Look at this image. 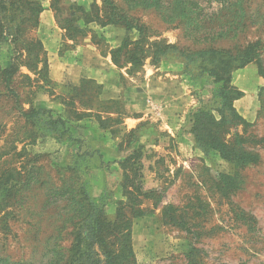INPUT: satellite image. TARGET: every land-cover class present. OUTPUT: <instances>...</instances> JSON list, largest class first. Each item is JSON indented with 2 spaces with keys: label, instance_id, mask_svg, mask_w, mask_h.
<instances>
[{
  "label": "rangeland",
  "instance_id": "rangeland-1",
  "mask_svg": "<svg viewBox=\"0 0 264 264\" xmlns=\"http://www.w3.org/2000/svg\"><path fill=\"white\" fill-rule=\"evenodd\" d=\"M44 1L55 27L57 20L68 27L59 54L74 45L67 39H88L112 62L111 50L123 42L132 49L139 39L137 22L145 27L138 45L145 58L132 66L126 49L115 54L121 93L114 101L95 81H53L48 64L37 74L21 65L5 75L11 60L27 58L28 38L39 39L30 4L39 0H0V264H69L91 213L117 219L113 231L102 221L103 249L114 264H264V0ZM110 6L131 27L107 21ZM77 18L89 22L83 33L72 29ZM243 60L259 76L256 114L211 130L226 144L237 136L254 162L210 151L183 168L174 142L153 145L147 136L156 132L157 108L150 96L161 95L166 79L188 83L189 121L199 108L219 119L221 78ZM149 74L159 80L141 95ZM30 106L48 112L26 117ZM141 106L150 108L147 115ZM119 120L126 122L122 152L105 163L91 135ZM129 223L133 255L124 261L117 237Z\"/></svg>",
  "mask_w": 264,
  "mask_h": 264
},
{
  "label": "crops",
  "instance_id": "crops-1",
  "mask_svg": "<svg viewBox=\"0 0 264 264\" xmlns=\"http://www.w3.org/2000/svg\"><path fill=\"white\" fill-rule=\"evenodd\" d=\"M39 3L42 10L38 15L37 34L48 57L50 78L53 81L64 80L72 84L79 83L83 79L95 81L102 85L101 95L103 98L117 99L121 93L118 85V70L111 62L109 55L99 52V49L88 39L78 43L67 39L68 43L74 45L69 47V51L63 53L64 55L59 54V47L66 38L65 34L62 28L55 27L53 15L49 6H46L47 2L39 0ZM153 74L146 75L141 95L148 93L149 86H153L151 83H154V79L159 80ZM171 79L170 81L173 82L174 80ZM167 82L168 79L164 83L165 89L161 95L150 96L153 106L155 105L157 108V112L152 116L157 124L155 123V134L147 137L153 139V145L157 148L166 138L174 142L175 154L181 162V167L186 168L193 158H205L209 155L206 156L196 146L190 132L191 124L188 115L194 101H191L189 97L188 83L183 80L176 86L174 83L168 84ZM231 83L242 92V95L233 102L235 110L244 120H252L257 111V85L259 83L257 68L249 63L235 69L231 73ZM175 86L177 92H173ZM141 109L144 115L150 111L148 107L142 108L141 106ZM125 124L126 122L123 120L118 126L124 129ZM142 125L143 123L139 125V128H142ZM141 130L142 133L145 131L144 128ZM161 131L163 132L161 133ZM121 133L120 131L118 134L112 135L108 129L107 132L91 135V139L99 143L97 147H99L101 158L105 163L120 157L122 151L118 149V143L122 141Z\"/></svg>",
  "mask_w": 264,
  "mask_h": 264
},
{
  "label": "trees",
  "instance_id": "trees-1",
  "mask_svg": "<svg viewBox=\"0 0 264 264\" xmlns=\"http://www.w3.org/2000/svg\"><path fill=\"white\" fill-rule=\"evenodd\" d=\"M34 6H32L31 11V26L32 28L37 27L38 25V15L42 10V7L39 3H30ZM117 7L110 6V12H109V18L107 21H110V23H122L125 25H128V27H131V22L127 21L126 15L120 13L119 8L118 11L116 10ZM79 9L82 8L79 6ZM55 10V8H54ZM79 19H75L74 25L72 26V29L77 30L78 32H85L87 29L88 21L81 20V24L78 21ZM91 21H98L97 19H93ZM90 21V22H91ZM58 25L62 29L68 31V27H66L65 24H62L59 20H57ZM130 25V26H129ZM139 32V39H137L135 42H133V48L127 49L126 42H123L118 48L111 50V59L114 64H117V59L115 58V54L120 53V51L126 49V53L129 55L128 60L131 63L132 66L143 65V60L145 58V54L143 49L138 48V45L143 42V33L145 30V27L141 24H138L137 22L135 25ZM3 36L2 33H0V39ZM69 38L74 39L75 35L69 36ZM28 45L29 47L24 48V54H26L27 58L24 56L23 60H18L15 62V59L11 60L10 65L8 67H5L3 69V73L5 75L11 74L13 71H15L19 66L24 65L29 69L30 71H33L35 74L39 73L40 71L47 68V58L43 49V45L41 41L38 38L29 37L28 38ZM155 47L154 50V56L158 55L156 57V60H159L161 56L164 55V52L162 51L160 44L156 42L153 44ZM139 50V52H138ZM162 52V53H160ZM208 51H202L199 52L201 54L206 53ZM141 54V55H139ZM22 54L20 53V56ZM33 55V56H32ZM19 58V57H18ZM31 61V63H30ZM250 60H243L238 65L234 67V69L231 71V73L240 67H243L246 65ZM41 65V66H40ZM46 79V78H45ZM222 84L219 88V97H220V103H221V109H220V118L217 119L215 116H213L209 111L204 110L202 108H199L196 112L194 111L192 113L193 117L190 118V132L194 137V141L196 146L202 150V152L207 156L210 151H217L219 153V157L221 159L227 160V161H247V162H254L255 158L253 153L248 152L243 146V142L239 140L237 136H235V141L232 143H224L220 137L214 132V130H211V127L217 128L222 125V123L227 121L228 119H231V123L233 122H242L245 123L244 119L237 113L233 106L234 100L238 99L242 92L239 91L235 86L231 83V74H229L228 77L221 78ZM47 81V79H46ZM114 101V100H113ZM229 112V115H226L225 111ZM48 112V110L43 108L35 109L33 106H30L29 113H27L26 117L32 116V115H38L40 113ZM23 113V112H22ZM59 119L52 120V125L55 124V122H58ZM122 123L121 120L118 121V124L113 128H108L109 132L112 135L118 134L123 128L119 127L118 125ZM122 132V131H121ZM122 134V133H121ZM123 135V134H122ZM121 142L118 143V145ZM137 148H140L141 145L135 146ZM93 210V209H92ZM142 213L137 214L136 216H140ZM104 225L109 226L108 230H117L120 226H118L117 219L115 221L110 222L107 221L102 216H99L98 214L91 213L87 220H85L81 224V231L77 235L75 239V243L73 244L74 247V253L72 258L70 259L69 264H114L113 262V255L103 249L104 246V239L102 235V226ZM127 223V222H126ZM131 224L129 223V226L126 228L125 232H122L119 236L117 234V239L122 240L121 247L124 252V261H129V259L132 258L133 252L131 247Z\"/></svg>",
  "mask_w": 264,
  "mask_h": 264
}]
</instances>
